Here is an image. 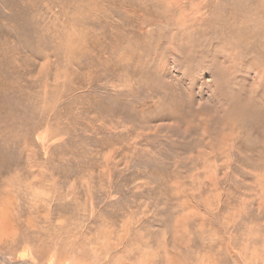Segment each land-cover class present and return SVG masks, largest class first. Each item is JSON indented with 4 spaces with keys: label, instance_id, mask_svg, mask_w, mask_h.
I'll return each instance as SVG.
<instances>
[{
    "label": "rangeland",
    "instance_id": "rangeland-1",
    "mask_svg": "<svg viewBox=\"0 0 264 264\" xmlns=\"http://www.w3.org/2000/svg\"><path fill=\"white\" fill-rule=\"evenodd\" d=\"M264 0H0V264H264V137L215 83ZM237 95L264 104L247 59Z\"/></svg>",
    "mask_w": 264,
    "mask_h": 264
},
{
    "label": "clouds",
    "instance_id": "clouds-1",
    "mask_svg": "<svg viewBox=\"0 0 264 264\" xmlns=\"http://www.w3.org/2000/svg\"><path fill=\"white\" fill-rule=\"evenodd\" d=\"M261 23L259 22L258 27ZM228 46L222 48L226 62H221L216 69L215 83L219 89L225 93V98L220 101L230 113L242 121L246 132L252 137H264V104L255 101V93L247 95H237L234 91L236 87V77L239 74L243 62L247 59H254L264 65V55L248 53L246 49L232 46L238 44L233 37H227Z\"/></svg>",
    "mask_w": 264,
    "mask_h": 264
}]
</instances>
